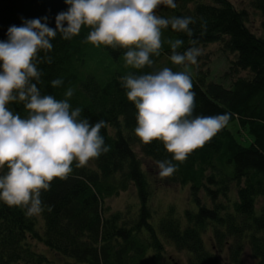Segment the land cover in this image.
<instances>
[{"label": "trees", "instance_id": "obj_1", "mask_svg": "<svg viewBox=\"0 0 264 264\" xmlns=\"http://www.w3.org/2000/svg\"><path fill=\"white\" fill-rule=\"evenodd\" d=\"M174 3L175 8L159 6L156 15L192 17L194 35L170 25L162 29L160 54L151 55L153 64L142 70L125 66L126 49L85 42L87 27L71 40L58 33L52 50L38 54L41 95L63 100L71 88L67 99L73 109H82L81 118L105 121L101 135L110 150L85 167L73 163L66 180L54 179L41 192L38 216L0 201V264H178L169 248L185 254L188 264H241L248 251L255 264H264V0ZM68 7L64 0H0V41L7 40L10 26L29 19L55 29L56 15ZM251 12L261 18L260 33L250 25ZM176 39L184 42L181 53L197 41L203 54L196 65L172 63L169 41ZM213 44L229 59L219 80L210 77ZM165 67L190 74L194 116L229 113L230 120L185 162L173 160L177 170L160 179L156 162L172 160V154L162 142L144 144L135 135L137 110L120 79ZM55 79L62 85L53 87ZM8 108L27 118L23 103ZM6 171L0 169V175ZM174 185L187 192L186 208L170 203L161 211L155 197ZM130 191L134 196L125 209L111 208V199Z\"/></svg>", "mask_w": 264, "mask_h": 264}, {"label": "clouds", "instance_id": "obj_2", "mask_svg": "<svg viewBox=\"0 0 264 264\" xmlns=\"http://www.w3.org/2000/svg\"><path fill=\"white\" fill-rule=\"evenodd\" d=\"M69 5L55 17V29L41 19L25 20L22 26L12 25L7 40L0 41V201L9 207L25 210L28 217L42 213L41 192L50 189L54 179L66 180L77 168L107 153L101 129L105 121L91 123L81 118L82 109L72 108L66 99L41 95V71L37 68L38 54L53 48L51 41L59 33L71 40L82 27L89 29L85 42L126 49V67L142 70L151 66V55H159L162 48V29L171 26L189 37L192 17L162 18L156 9L165 5L175 8L174 0H64ZM47 21V17L42 18ZM67 22V26H65ZM206 31V22L201 25ZM202 31V34H203ZM183 40L169 41L175 65H196L203 50L192 46L178 52ZM51 62V58H47ZM35 81V83L33 82ZM61 79L51 81L53 87L62 85ZM127 99L137 110L135 135L144 144L160 141L172 160L157 161L158 178L170 177L197 148L203 147L230 120V114L194 116L195 92L187 71H173L165 67L156 73L128 74L120 79ZM23 103L27 118L14 114L8 105ZM51 207L48 211H51Z\"/></svg>", "mask_w": 264, "mask_h": 264}, {"label": "rangeland", "instance_id": "obj_3", "mask_svg": "<svg viewBox=\"0 0 264 264\" xmlns=\"http://www.w3.org/2000/svg\"><path fill=\"white\" fill-rule=\"evenodd\" d=\"M234 1L236 2L237 0ZM251 13H252L250 16L251 27L258 33L262 32L260 16L255 12H251ZM209 47H212L211 50L214 52V56L212 57V62H211L210 77L211 79L219 80L229 68V59H227V57L223 53H221L220 49H218L216 44H213ZM160 70H162V68H160L159 71ZM232 126H235V124H232L231 127ZM144 162L147 167H151L150 165L151 162L148 161L147 158H145ZM132 194L133 191H130L128 193H122L120 196L111 199L109 201L111 208L117 210L125 209L128 206L129 201L134 196ZM185 196H187V192L184 191V189H182L180 186L174 185L158 191V196L155 197L154 202H156V205L161 204L160 206L164 207L161 209V211L167 210L168 208L167 205L170 203H174L175 205H177L178 210L184 211V207L186 208ZM167 253L173 256V262H176L178 264H188V259L185 254L177 252L171 248H169ZM50 256H53V254L50 253ZM252 259L253 258L251 257L248 251L245 253L241 264H255V262Z\"/></svg>", "mask_w": 264, "mask_h": 264}]
</instances>
